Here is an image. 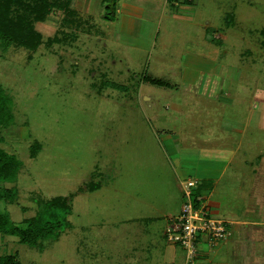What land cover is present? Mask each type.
<instances>
[{"label": "rangeland", "instance_id": "1", "mask_svg": "<svg viewBox=\"0 0 264 264\" xmlns=\"http://www.w3.org/2000/svg\"><path fill=\"white\" fill-rule=\"evenodd\" d=\"M125 1L145 10L135 21L146 31L129 39L135 46L120 36L122 14L108 15L102 0H47L56 5L45 20L22 11L31 24L24 41L39 35L35 47L0 40L13 116L0 125V148L21 162L15 180L0 182V212L24 228L52 200L71 209L59 235L36 246L0 233V255L19 264H135L161 252L182 189L162 125L194 136L216 130L218 115L207 123L203 111H264V0H185L173 9L167 0ZM190 54L205 59L217 90L186 91L180 76ZM146 74L178 88L144 82Z\"/></svg>", "mask_w": 264, "mask_h": 264}, {"label": "crops", "instance_id": "2", "mask_svg": "<svg viewBox=\"0 0 264 264\" xmlns=\"http://www.w3.org/2000/svg\"><path fill=\"white\" fill-rule=\"evenodd\" d=\"M182 1L185 2L167 0V4L172 9L188 5L182 4ZM187 1L194 4V0ZM106 9L110 16L122 14L120 36L126 40V44L135 46L129 39L142 36L146 31L141 27L137 33L135 21L144 16V8L125 0H110ZM230 16L227 13L225 20ZM184 65L186 67L181 68L180 83L187 84V92H197L205 85L209 94L218 89V77L214 78L204 69L206 62L201 54L186 55ZM143 79L149 83L151 80H162L168 85L151 84L178 88L176 84L172 85L152 74H146ZM220 98L228 101V97ZM145 99L150 100V97ZM203 112L209 118L207 123L218 115L216 130L209 132L201 129L199 134L193 136L185 129L182 131L177 126L163 124L160 136L158 134L174 166L176 185L182 186L177 194L179 199L174 196L177 209L169 214V218L172 219L181 210L183 184L195 179L194 200L202 198L213 212L214 219L226 222L230 232L225 240L214 246L210 245L207 236H202L196 264H264V111L252 113L251 110H233L237 117H222L220 110L215 114L216 111H211L212 115ZM155 221L156 218L152 221L153 225ZM177 247L170 242L164 244L161 252L153 253L157 257L155 264H185V252L181 254ZM153 254L145 259L135 258L134 262L152 264Z\"/></svg>", "mask_w": 264, "mask_h": 264}, {"label": "trees", "instance_id": "3", "mask_svg": "<svg viewBox=\"0 0 264 264\" xmlns=\"http://www.w3.org/2000/svg\"><path fill=\"white\" fill-rule=\"evenodd\" d=\"M110 0H103V4H108ZM31 3L33 1L28 0H0V40H6L11 37V41H18L21 45H28L29 47H35L36 43L34 39L39 41V35L35 33L32 37V42L27 43L25 38H29L30 23L27 21L25 13L31 9ZM56 4L47 3V0H35L31 11L35 12V19L45 20V16L52 11V7ZM68 22H75L73 19L65 20ZM21 37V35H23ZM10 39V38H9ZM151 83L156 85H168L162 80H151ZM107 87L112 89L126 90L123 85L116 84L114 82L106 83ZM11 98L4 90V87L0 84V125L8 124L13 120V116L10 109ZM1 143V140H0ZM21 167V162L15 155L8 154L2 148H0V182L13 181L16 179ZM91 190L97 189L100 185ZM2 194L0 193V200ZM67 201L60 202L57 199L52 200L50 204L46 206L42 212L27 220V225L24 228L18 227L8 214L0 212V233L17 236L20 242L28 246H36L39 241L56 238L59 233L67 225L65 219L71 213V209L68 207ZM66 224V225H65ZM0 264H19L16 258L12 255H0Z\"/></svg>", "mask_w": 264, "mask_h": 264}, {"label": "built area", "instance_id": "4", "mask_svg": "<svg viewBox=\"0 0 264 264\" xmlns=\"http://www.w3.org/2000/svg\"><path fill=\"white\" fill-rule=\"evenodd\" d=\"M195 181L183 184L181 210L167 225L168 242L180 246L185 251V264H196L201 237L207 236L211 246L225 240L230 234L226 222L209 216L207 205L202 198H193Z\"/></svg>", "mask_w": 264, "mask_h": 264}]
</instances>
